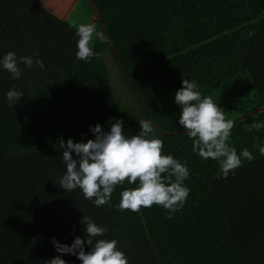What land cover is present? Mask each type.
Returning <instances> with one entry per match:
<instances>
[{"label": "trees", "instance_id": "trees-1", "mask_svg": "<svg viewBox=\"0 0 264 264\" xmlns=\"http://www.w3.org/2000/svg\"><path fill=\"white\" fill-rule=\"evenodd\" d=\"M90 2L104 36L91 42L98 58L65 57L68 40L77 46L74 28L57 40L64 52L48 60L46 83L30 81L26 69L15 86L0 76V89L24 94L7 107L0 90V264H44L57 255L82 264L51 241L71 245L84 237V215L107 225L99 238L117 240L128 264H264V156L254 147L264 144V128H249L264 121V0ZM0 46V56L2 49L30 54L5 31ZM182 79L195 81L234 121L229 143L237 154L247 148L255 157L242 158L227 178H217L218 162L194 153L179 126L175 92ZM113 118L124 121L128 137L140 120L152 121L163 154L187 163L190 193L172 219L155 204L120 211L121 191L136 187L127 180L100 207L80 189L59 186L66 171L61 140L86 143L95 138L90 126L108 131Z\"/></svg>", "mask_w": 264, "mask_h": 264}, {"label": "clouds", "instance_id": "clouds-1", "mask_svg": "<svg viewBox=\"0 0 264 264\" xmlns=\"http://www.w3.org/2000/svg\"><path fill=\"white\" fill-rule=\"evenodd\" d=\"M76 35L78 60L89 62L99 57L94 52L91 42L94 36L104 39L97 32L94 23L80 24ZM32 56L17 57L8 52L0 58V66L14 79L22 76L24 64L28 68L44 69L41 59ZM22 91L15 88L6 93L9 106H15L23 96ZM175 103L181 108L179 126L186 130L192 140V150L204 160L211 158L219 164L217 178H227L229 173L242 165V158L252 161V152L244 148L240 155L229 143L234 121L226 119L225 111L214 102L211 96H202L199 85L195 81L182 79V86L175 92ZM115 119V118H113ZM109 130L101 125L90 126L94 139L87 142H74L69 138L65 143L61 140L62 161L66 165L65 173L59 179V186L65 191L80 189L84 198L97 206L107 204L117 185H136L125 188L120 193L117 208L120 211L139 212L141 208H149L154 204L162 206L168 212V218L180 211L190 193L184 181L190 176L187 163H181L172 155L163 154V141L155 136V129L150 120L139 121V132L131 137L124 134V121L115 119L108 122ZM250 129L260 131L264 121L254 122ZM259 154L264 156V144H256ZM72 153L77 158H73ZM138 182V183H137ZM80 223L84 226L85 236H77L71 243L61 244L54 237L52 243L56 252L77 256L82 264H128L124 252L119 250L118 241L103 237L108 231L107 225L100 226L89 216H83ZM75 227V226H74ZM85 244L90 246L85 251ZM44 264H67L57 255Z\"/></svg>", "mask_w": 264, "mask_h": 264}, {"label": "crops", "instance_id": "crops-1", "mask_svg": "<svg viewBox=\"0 0 264 264\" xmlns=\"http://www.w3.org/2000/svg\"><path fill=\"white\" fill-rule=\"evenodd\" d=\"M79 2L80 0H0V32L5 31L17 39L18 43L30 52L29 56L36 53V58L44 62V70H46L48 60L57 58L55 55L61 52L62 45L57 40L64 36L70 37L74 28H78L82 23L98 22L93 8L91 21L87 20L76 24L70 22V14L73 13ZM1 53L3 54L0 58L6 54L3 49ZM40 70L43 69L35 66L28 70L30 71V81L33 80V77L37 78L36 75ZM1 71L2 66H0V74L2 73L4 76L2 80L15 86L12 75L4 73L5 70ZM49 79L51 78H47L46 81ZM0 90L7 93L9 88L3 87Z\"/></svg>", "mask_w": 264, "mask_h": 264}, {"label": "rangeland", "instance_id": "rangeland-1", "mask_svg": "<svg viewBox=\"0 0 264 264\" xmlns=\"http://www.w3.org/2000/svg\"><path fill=\"white\" fill-rule=\"evenodd\" d=\"M92 4L89 2V0H80V2L77 4L75 10L73 11V13L70 14V22L72 24H76L78 22H84V21H91L92 20V17H91V13H92ZM92 45V43H91ZM77 46L74 45L73 43H71L70 40L67 41V47L65 49L66 51V54H65V57L68 59L70 58V56H72L73 54H75L77 51H78V48L75 49ZM61 51L64 52V48L62 49L61 48ZM55 57H57V55H55ZM74 57V60H76V55L73 56ZM21 69H28L30 70V68H27L26 66H24V64H21L19 66ZM4 69L2 68V71ZM1 71V72H2ZM4 73H7V75H9L10 73H8L6 70ZM49 73V69L47 68L46 70H40L38 71V74H37V79L39 80V83H46V79H45V76H47V74ZM0 76L2 78H4V76L2 75V73L0 74ZM119 82V81H118ZM116 82V84L118 83ZM118 86V89L121 90V92L123 91L122 88L119 87V85L117 84ZM16 89V88H15ZM17 90V89H16ZM4 91V90H2ZM20 91V90H18ZM6 93V91H4ZM124 92V91H123ZM23 97V96H22ZM21 97V98H22ZM5 101L3 100V97H2V94L0 93V107H3ZM7 103V101H6ZM7 107H10L9 104H5Z\"/></svg>", "mask_w": 264, "mask_h": 264}]
</instances>
